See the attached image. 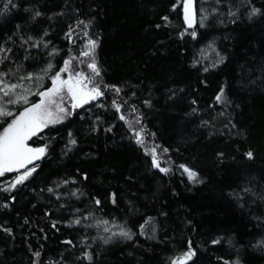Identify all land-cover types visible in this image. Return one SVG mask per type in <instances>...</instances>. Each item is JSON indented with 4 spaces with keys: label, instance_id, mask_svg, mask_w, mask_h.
I'll use <instances>...</instances> for the list:
<instances>
[{
    "label": "trees",
    "instance_id": "trees-1",
    "mask_svg": "<svg viewBox=\"0 0 264 264\" xmlns=\"http://www.w3.org/2000/svg\"><path fill=\"white\" fill-rule=\"evenodd\" d=\"M174 2L13 0L19 7L5 10L7 0H0V43L12 33L38 37L50 29L53 43L64 49L61 56L67 54L68 47L78 50L84 42L79 39L70 45L63 37L67 24L77 18L74 9H80V18L95 17L90 31L93 38L99 37L97 58L105 69L104 80L123 88L119 95L105 90L104 97L46 129L42 135L44 142L50 140L49 152L37 162L40 168L34 178L13 193L0 191V205H10L0 207V223L6 222L14 232L10 237L0 231V264H32L36 250L42 252L44 264L59 261L61 256L68 264H77L81 236H95L97 230L70 227L65 221L72 218V208L94 210L93 196L103 198V208L95 212L96 218L126 223L137 233L132 241L93 243V264H170L173 257L186 250L189 240L197 251L189 264H223L218 257L232 259L237 254L242 264H264V252L249 246L264 236V201L242 191L251 188L264 195V15L251 20L242 16L235 24L227 19L224 24L210 19L206 27H198L197 40L188 36L181 39L178 33L185 27L182 8L173 11ZM233 3L239 6L240 0ZM253 3L264 11V0ZM25 8L38 9L45 15L33 21ZM60 11L63 16L49 19ZM163 15L170 17V24L161 19ZM213 40L228 59L219 68L203 73L192 67V60L199 58L200 50ZM18 43L11 46L20 61L26 53ZM46 51L33 49L35 61H25L26 68L42 67ZM56 60L59 63L60 57ZM205 80L207 84L202 83ZM221 85H226L231 101L224 106L214 101ZM193 98L198 100L195 105ZM114 99L123 104L120 111L127 119L134 121L136 113L130 110L133 105L143 114L147 130L155 133L145 138L146 146L150 148L154 141L170 149L167 154L157 150L161 166L170 168V172L152 167L151 156L130 138L127 124L119 119L120 112L112 106ZM145 100H151L152 106L148 107ZM213 104L215 107L210 108ZM193 108L200 111L192 114ZM210 116L214 117L211 128L201 127V121ZM97 125L98 130L91 131ZM109 127L112 130L106 131ZM68 131L79 143L65 155ZM249 150L254 154L252 159L245 155ZM221 152L223 157L218 155ZM180 164L196 170L202 182L189 180ZM83 172L88 174L87 180L80 175ZM11 179L10 174L0 177V188ZM64 180L69 183L63 185ZM57 184L61 185L56 188L58 193H69L60 201L41 191ZM76 189L84 193L79 199L70 195ZM112 191L118 193L117 205L106 199ZM10 195H16L17 200L6 201ZM61 203L66 207L59 208ZM46 209H52L53 214L46 216ZM25 216L29 218L26 225ZM148 217L153 220L145 224V234L140 235L139 225ZM53 221H61L59 230L51 227ZM221 238L220 244L211 243ZM67 239H72L77 248L62 243ZM228 239L243 246L238 253L228 245Z\"/></svg>",
    "mask_w": 264,
    "mask_h": 264
},
{
    "label": "snow or ice",
    "instance_id": "snow-or-ice-1",
    "mask_svg": "<svg viewBox=\"0 0 264 264\" xmlns=\"http://www.w3.org/2000/svg\"><path fill=\"white\" fill-rule=\"evenodd\" d=\"M10 7L18 8L19 5L13 4V0H7L3 8L8 10ZM178 7L182 8V20L183 25H185L178 33L181 39L188 36L192 40H197L199 35L198 27H206L210 19H216L221 24H224L225 19H227L230 23L235 24L242 16H246L247 19L251 20L258 15H264V11L257 7L253 0H240L239 6L234 4L233 0H175L171 4V9L175 11ZM24 11L31 13L33 21L45 15L44 12L38 9L25 8ZM74 11L77 13V18L73 23L67 24V31L64 32L63 37L70 45H75L77 40L83 39L84 42L78 50L68 47L67 54L61 56V52L64 49L53 43L50 38V29L43 30V34L38 37L33 35L25 36L22 32L12 33L8 35L3 43H0V177L16 173L6 183V186L0 188V191L4 193H13L20 186H25L26 182L34 178V174L40 168V164L37 162L45 158L49 152L50 140L49 142H44L45 137L42 135L46 129L62 123L72 116L76 109L83 108L90 102L104 97L105 90H110L117 95L123 91L120 85L107 83L104 80L105 69L97 58L99 37L93 38L90 31L95 17L83 19L79 16V8L74 9ZM56 15L63 16L64 12L55 13L49 19L54 20ZM161 19L166 24L171 23L168 15H163ZM16 27L19 28V25H16ZM156 27L160 28L161 25L157 24ZM45 37L49 38L45 39ZM17 41H19L17 47L26 53L20 61L16 60V48L11 46L16 45ZM41 48L47 50V59L43 61V66L35 70H28L24 62L35 61L32 50ZM209 51L214 53L211 58L208 55ZM57 57H60L59 63L56 60ZM227 59V54L222 53L213 40L209 41L205 48L200 50L199 58H193L192 67L198 68L203 73H209L223 65ZM204 60H209V63L204 64ZM202 83L207 84V81H202ZM252 83H255V81H252ZM225 89L226 85H221L215 93V104L224 106L231 103ZM132 95L135 96V92ZM175 95L176 93L173 92L172 96ZM191 102L195 105L198 100L193 98ZM144 103L148 107L152 106L151 100H145ZM215 104L209 105V107L213 108ZM100 106L103 107V105ZM112 106L117 112H120L119 119L127 124L131 134L130 138L134 139L138 145L144 147V151L151 156L152 167L163 173L170 172V168L161 166L160 154L157 151L160 149L164 154H167L170 149L162 148L160 145L155 144L154 141L150 148L146 146L145 138L148 136L154 137L155 133L147 130L146 125L143 123L144 116L138 111L137 107L133 105L130 108L131 112L136 113L133 121L127 119L125 114L120 111L123 104L118 103L114 99ZM198 111L200 110L193 108L192 114ZM96 119L99 120L100 117ZM213 119L214 117L210 116L208 120H202L201 127L210 129ZM233 127H235L234 124ZM97 130L98 125L91 128V131ZM105 130L111 131L112 128L109 127ZM67 137L65 155L71 152L79 143L73 132L68 131ZM218 155L223 157L224 153L221 152ZM245 155L247 158L252 159L254 154L249 150ZM179 168L187 174L188 179L193 183L202 182L199 173L187 164H180ZM77 171L79 172V169ZM80 175L84 180L88 179L86 172L80 173ZM72 182L74 183L75 180L73 179ZM68 183L69 180L63 181V185ZM60 186V184H57L56 187H47L41 191L46 190L55 196L57 201H60L62 196L69 195V193H58L56 188ZM242 191L246 194L251 193L252 196L258 197L260 201H264V195L253 192L251 188H244ZM70 195L79 199V196L84 195V193L80 189H76ZM9 199L15 202L17 197L16 195L5 197L6 201ZM91 199L94 210L72 208V218L65 221L70 227L75 225L85 230L91 228L97 230L95 236L87 234L81 236L79 252L75 256L77 264H83L84 261H87L88 264H93L96 254L92 250V244L97 241L102 242L103 245H108L117 239L132 241L137 235L131 227L126 226V223L120 224L115 219L96 218L95 212L103 208V198L93 196ZM106 199L113 205L119 203L116 191L110 192ZM129 203L131 204V202ZM0 207L9 208L10 205L4 203ZM33 207L35 208V205ZM64 207H66L65 204H59V208ZM52 214V209L45 210L46 216H51ZM23 220L25 225L29 223L28 217H23ZM89 220H94V223H88L87 221ZM152 220V217H148L144 224L139 225L140 235L145 234V224H149ZM58 223H61V221H53L51 227L59 230L57 228ZM5 225L6 222L0 223V231L10 237L13 236V228ZM43 231L44 229H41V232ZM155 231L156 229L153 227L152 232L155 233ZM222 239H212L211 243L213 245L220 244ZM62 243L71 248H77L72 239H67ZM227 243L237 253L239 248L243 247L242 245L238 246L231 239H228ZM249 246L257 251L264 252V236ZM32 255L34 257L32 264H44L41 260L42 252L40 250L34 251ZM196 255L197 251L193 247L192 241L189 240L186 250L182 251L179 256L173 257L170 264H189L190 261H194ZM217 259L222 260L223 264H242L239 254L232 259H225L223 256ZM49 264H68V262L64 256H61L59 261H50Z\"/></svg>",
    "mask_w": 264,
    "mask_h": 264
},
{
    "label": "rangeland",
    "instance_id": "rangeland-1",
    "mask_svg": "<svg viewBox=\"0 0 264 264\" xmlns=\"http://www.w3.org/2000/svg\"><path fill=\"white\" fill-rule=\"evenodd\" d=\"M205 48V47H204ZM209 57L211 58V57H213L214 56V53H211L210 51H209ZM204 61H206V60H204ZM207 63H209V60H207ZM93 102V101H92ZM91 103V102H90ZM11 175V178H13L15 175H16V173H11L10 174Z\"/></svg>",
    "mask_w": 264,
    "mask_h": 264
}]
</instances>
